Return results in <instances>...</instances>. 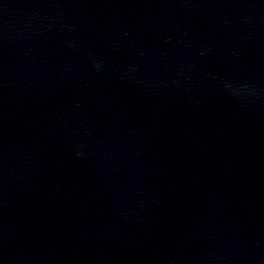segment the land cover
<instances>
[{"label":"water","instance_id":"95a60500","mask_svg":"<svg viewBox=\"0 0 264 264\" xmlns=\"http://www.w3.org/2000/svg\"><path fill=\"white\" fill-rule=\"evenodd\" d=\"M0 264H264V0H0Z\"/></svg>","mask_w":264,"mask_h":264}]
</instances>
